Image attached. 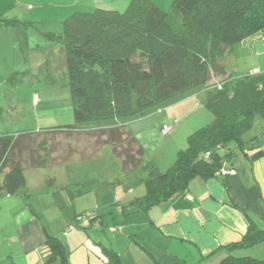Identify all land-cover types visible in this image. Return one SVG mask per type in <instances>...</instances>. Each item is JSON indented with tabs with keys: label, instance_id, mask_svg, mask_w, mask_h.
<instances>
[{
	"label": "trees",
	"instance_id": "trees-1",
	"mask_svg": "<svg viewBox=\"0 0 264 264\" xmlns=\"http://www.w3.org/2000/svg\"><path fill=\"white\" fill-rule=\"evenodd\" d=\"M262 31L264 0H174L170 11L153 0H131L124 10L73 13L61 34L46 36L65 49L76 124L110 122L86 132L76 124L41 130L47 135L86 133L95 140L90 152L69 145L56 157L47 142L38 144L47 151L43 156L34 146L39 131L0 134V192L16 194L28 169L91 159L105 145L122 161L124 177L147 171L141 180L147 188L141 199L145 209L185 191L195 177H214L233 154L231 147L244 145L257 117L264 118V72L238 76L224 63L235 45ZM212 76L220 79L212 83ZM199 88H205L204 104L214 120L192 133L174 166L162 172L146 159L145 148L127 125ZM85 219L94 220L89 214L78 216ZM259 242H264V229L251 221L243 240L226 248L234 252ZM48 244L54 260L66 264L63 241L48 235ZM232 252L219 264H264V259ZM105 253L107 264H123L116 251L107 248Z\"/></svg>",
	"mask_w": 264,
	"mask_h": 264
},
{
	"label": "crops",
	"instance_id": "crops-1",
	"mask_svg": "<svg viewBox=\"0 0 264 264\" xmlns=\"http://www.w3.org/2000/svg\"><path fill=\"white\" fill-rule=\"evenodd\" d=\"M130 1L0 0V87L11 80L25 83L27 73L37 76L44 72L49 53L56 45L46 34H61L64 21L73 13L96 8L123 10ZM153 1L170 11L174 0ZM37 3L50 7L35 16ZM44 17L52 18L58 26H37ZM33 39L36 41L32 48ZM224 63L226 70L235 75L264 72V31L235 45ZM204 89L174 99L172 112L160 109L154 124L161 127L166 116L168 120L177 119V134L183 128L181 120L185 124L197 110L205 112ZM6 111L0 106V134L42 130L26 128L24 123L20 125L25 127L17 129L4 126L1 120L9 118ZM207 119L210 121L212 115L207 113ZM197 127L195 124L190 127L191 132H186L187 141ZM231 148L233 154L214 177H195L185 191L148 209L141 204L147 193L141 183L147 177L146 170L124 177L122 171L108 176L94 169L90 172L93 174L81 176L80 165H75V175H66L62 169L63 173L50 178L45 174L29 178V174L42 170L33 169L26 173V183L16 194L0 192V264H61L53 258L48 235L63 241L66 264H107V248L116 251L123 264H219L232 252L226 246L242 241L248 234L251 221L264 229V118L257 117L252 130L244 136V145L234 144ZM185 149L183 144L175 157ZM150 158L163 167L158 156L146 152V159ZM177 158H171L169 169ZM117 184L123 186L124 194L116 190L115 196L109 198ZM88 185L90 189L95 187L97 200L81 199L87 197ZM97 186L111 191H102L106 194L101 198ZM35 194L38 195L34 197ZM106 213L112 215L110 232L103 231ZM81 214H89L93 222H78ZM245 250L232 253L239 255Z\"/></svg>",
	"mask_w": 264,
	"mask_h": 264
},
{
	"label": "rangeland",
	"instance_id": "rangeland-1",
	"mask_svg": "<svg viewBox=\"0 0 264 264\" xmlns=\"http://www.w3.org/2000/svg\"><path fill=\"white\" fill-rule=\"evenodd\" d=\"M49 7V5H45L42 7L41 3H37V5L34 6L35 10H33V15H40L41 11L44 8ZM164 8H166L163 9L164 11L169 10V7L167 6H164ZM38 21L39 22L36 25L42 28L53 25L58 26L57 22H55L52 18L44 17L43 19L40 18ZM35 41L36 39H33L31 41L32 48L35 44ZM55 44V47L52 48L51 52L49 53V63L44 69L43 73H40L37 76H31V73H27V76L24 79L25 83L16 84L11 80L4 87H0V106L7 109L5 114L9 115L8 119L5 117V120H1V123L4 124V126H7L9 124L10 126H14L15 129H17L20 126H24L20 125L24 123L27 125L26 128H33V130H45L49 128L76 124L73 114L65 49L61 44ZM219 79L212 76L210 82L214 83ZM202 93L203 92H201V94ZM35 94H37L38 96L34 98ZM14 103H16L17 107L14 106ZM172 103L173 102L166 103V106L161 108L163 109L162 111L166 112L171 110L172 112V109L174 107V103ZM158 106L159 105L150 109L147 112L148 114H146L144 117H140L131 121L127 126L128 129H133V132L136 134L140 143L144 146L147 155H156L159 157V160H161V162H163L164 164L162 168L160 165L157 166L162 172H166L172 165V163H169L171 162V158L172 160L173 158H177L175 156H177V152L179 149H181V146H183L184 144L185 148H187L188 141L186 132H191L190 127L198 124V127L196 129L198 130L211 123L214 120V115L204 105L203 109L205 112L197 110L196 113L190 117L189 122L185 121L184 124V121H180V124H182L183 126L181 131L177 132L176 134V131L178 130V128H176L175 131H173L169 136H163L160 127L154 124V120L158 119L161 114L160 108ZM204 113H206V115H204ZM207 113L208 115H212V119L210 121H207ZM165 118L168 120L169 117L166 116ZM109 122L110 121H104L102 123L108 124ZM102 123H79L76 125L77 130H80L88 129L89 126H99ZM15 129L11 130L16 131ZM81 131L86 132L85 130ZM65 134L66 133L62 132L57 135H47L39 131V133H36L33 136L35 137L33 139L36 142L34 146H37V149L40 151V155L43 156L47 153V151H44L42 147L39 148L38 144L40 142H47V150L51 152L52 156L54 157L62 154L63 152H67L69 145L78 148L79 152L83 150L84 153L90 152L94 148L95 140H92L90 137H88L86 133H83L81 135L74 134L71 136H67ZM91 159L92 160L89 161L88 159L87 161L74 159L68 166L49 165L42 168L41 172H39L38 174H29V178H35V176H39L41 174H45V176H48L50 178L54 176L55 173L58 174L60 171L61 173H63L62 169H64V174L66 175H75L77 172V169H75V165H80V171L78 173L81 176L93 174L90 172L94 171V169L100 172H105V174H107L108 176H115L123 169L122 161L114 155L112 146L110 145L103 146ZM150 160L152 159L150 158ZM176 160L177 159H174V161L172 162L174 163ZM31 171L32 169H28L27 173ZM1 178L2 176L0 177V179ZM88 180H90L89 177ZM97 189L100 190L99 195L101 196V198L104 194H106L102 191L105 192L108 190L103 189L100 186H97ZM111 190L113 191V193L109 196V198L115 196V194L117 193L116 190H121L123 194L125 192L123 186L120 184H117ZM111 190H108L107 193H109ZM86 192L87 197L81 198L85 199V202L86 200L95 201L98 199L95 187L90 189L88 185ZM37 195L38 194H35L34 197ZM106 197L107 195L105 196V198ZM104 217L107 220V225L104 226L103 231L110 232L112 224V220L110 219L112 215L106 213ZM78 222L82 223V221ZM239 255H247L264 259V242H259L252 247L246 248V250L242 253H239Z\"/></svg>",
	"mask_w": 264,
	"mask_h": 264
},
{
	"label": "built area",
	"instance_id": "built-area-1",
	"mask_svg": "<svg viewBox=\"0 0 264 264\" xmlns=\"http://www.w3.org/2000/svg\"><path fill=\"white\" fill-rule=\"evenodd\" d=\"M178 123H179V121L177 119H174V120H169V121L165 122L164 124H162V126L160 127L162 135L163 136H169L175 130Z\"/></svg>",
	"mask_w": 264,
	"mask_h": 264
}]
</instances>
